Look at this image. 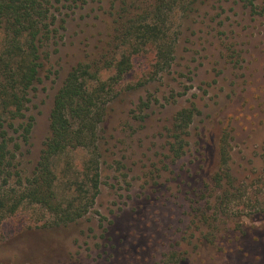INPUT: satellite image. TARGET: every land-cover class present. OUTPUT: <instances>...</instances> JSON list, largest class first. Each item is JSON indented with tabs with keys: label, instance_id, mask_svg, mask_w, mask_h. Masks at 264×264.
Listing matches in <instances>:
<instances>
[{
	"label": "rangeland",
	"instance_id": "374dc122",
	"mask_svg": "<svg viewBox=\"0 0 264 264\" xmlns=\"http://www.w3.org/2000/svg\"><path fill=\"white\" fill-rule=\"evenodd\" d=\"M110 1L60 9L61 45L30 106L28 171L65 74L105 47ZM219 1L180 22L167 71L153 75L149 48L132 59L100 126L101 184L93 210L75 225L54 228L42 210L20 209L0 224V264H264V214L254 212L264 205V0H252L260 14L240 0ZM192 105L198 113L183 155L174 158L168 130L177 111ZM224 131L232 185L219 188L212 178ZM83 156L75 153V161ZM240 186L242 199L222 201Z\"/></svg>",
	"mask_w": 264,
	"mask_h": 264
},
{
	"label": "trees",
	"instance_id": "16d2710c",
	"mask_svg": "<svg viewBox=\"0 0 264 264\" xmlns=\"http://www.w3.org/2000/svg\"><path fill=\"white\" fill-rule=\"evenodd\" d=\"M211 1L213 6L220 4L219 0H111L105 47L87 53L65 74L52 99L48 133L28 171L26 147L35 125L30 106L41 75L52 64V53L61 45L65 19L59 18L60 9L80 6L85 0H0V224L20 209L34 207L48 215V226L66 228L93 210L101 184L100 126L122 92L118 87L131 70L132 59L149 48L153 75L167 71L180 22L199 15ZM240 1L251 13L260 14L252 0ZM197 113L192 105L173 117L168 132L174 158L183 155ZM79 151L84 156L77 163L74 155ZM230 151V136L224 131L218 142V171L212 178L219 188L223 182L232 185ZM244 195L240 186L227 190L222 201ZM262 206L254 212L264 214Z\"/></svg>",
	"mask_w": 264,
	"mask_h": 264
}]
</instances>
